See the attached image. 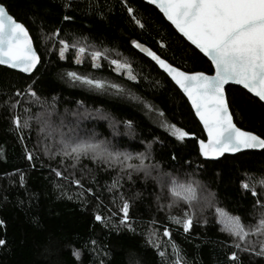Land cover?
<instances>
[{
  "label": "trees",
  "instance_id": "trees-1",
  "mask_svg": "<svg viewBox=\"0 0 264 264\" xmlns=\"http://www.w3.org/2000/svg\"><path fill=\"white\" fill-rule=\"evenodd\" d=\"M0 3L28 29L41 58L30 75L0 65V239L6 241L0 246V264H175L178 257L181 264H264V255H256L258 238H250L257 244L255 251L237 250L235 238L212 210L199 211L185 233L182 223L172 219H179L182 211L167 194L170 182L156 179L166 173L177 181L194 182L244 226L252 227L259 219L262 209L257 199L264 202V184L254 189L257 198L253 189L242 185L264 180V149L224 154L216 160L201 157L198 141L205 135L187 99L132 41L183 71L212 73L203 54L144 0ZM65 15L71 19L63 20ZM58 28L59 37L52 36ZM59 39L69 45L63 60ZM77 40L110 50L97 61L99 67L94 68L87 55L93 48L76 63L72 45ZM113 59L129 64L136 79H129L124 69L116 70L110 63ZM68 71L107 83L102 89L82 86L67 78ZM113 83L124 92L116 93L110 87ZM29 86H34L35 96ZM225 92L235 124L264 138V104L234 85ZM85 108L89 115H72ZM96 109L100 114H95ZM45 112L53 125L78 124L134 157L150 153L145 163L159 167L150 175L131 171L129 178L127 168L109 167L89 157L73 165L50 149L56 134L46 136L41 131ZM25 116L31 117L27 129L21 127ZM124 121H130L131 128ZM164 123L190 135L178 141ZM61 131L67 135L68 128ZM46 147L51 156L44 153ZM28 153L33 160L27 159ZM53 169L62 175L57 177ZM125 201L130 209L127 222L121 224ZM97 214L101 222L95 220ZM165 228L168 237L163 235ZM234 251L238 252L235 262L229 259Z\"/></svg>",
  "mask_w": 264,
  "mask_h": 264
},
{
  "label": "snow or ice",
  "instance_id": "snow-or-ice-1",
  "mask_svg": "<svg viewBox=\"0 0 264 264\" xmlns=\"http://www.w3.org/2000/svg\"><path fill=\"white\" fill-rule=\"evenodd\" d=\"M148 3L156 5L175 30L207 57L215 70L214 75L182 71L179 67L166 62L155 52L132 41L133 47L145 52L152 61H155L191 103L207 135V140L198 141L199 155L206 159H216L225 153H238L243 149H264V138L254 132L241 130L233 122V114L230 112V104L225 93V85L232 81L237 85H242L249 93L258 97L259 101L264 102V0H148ZM64 6L69 7V4ZM128 12L132 15L133 9L129 7ZM70 19L71 17L67 15L63 17L65 21ZM136 23L139 24L140 21L136 20ZM60 31L61 29H56L52 36L59 37ZM59 44V57L63 60L66 51L69 50V45L64 39H59ZM72 47L77 53V64L81 63L87 49H95L90 52L94 68L99 67L97 61L102 55L106 56L110 51L97 49L96 46L88 45L80 40L75 41ZM40 62L41 58L33 48L28 29L9 13L3 3H0V65L19 69L23 73H32ZM110 63L116 66V70L124 69L129 79H136V76L131 74L130 65L126 62L121 63L118 59H113ZM66 76L72 82H78L82 86L94 89H102L107 83L75 71H68ZM33 87L29 86L28 91L35 96L36 93L32 91ZM110 87L116 90V93L124 92V89L117 84H110ZM16 95L21 94L17 92ZM95 114H100V110L96 109ZM72 115L78 118L87 116L89 110L85 108L83 113L75 111ZM30 118L29 116L23 118L21 125L23 129L29 127ZM40 122L41 131L46 136L55 133L60 137L57 143L58 154L65 159H70L73 165L81 158L89 157L109 167L118 165L127 168L130 170L126 173L129 178H131V171H143L145 175H150L153 168L159 167L158 164L145 163V160L150 158V153L141 152L133 157L130 152L118 150L111 140L99 139L95 132L89 134L88 130L80 129L78 124L72 125L69 122V125H65L62 122L61 125H53L47 112L41 115ZM13 123L18 124L19 121L14 118ZM112 123L115 130L117 122ZM124 124L125 127L131 128L130 121H124ZM61 127L68 128L67 135L61 131ZM168 127L171 135L178 141L190 135L175 125ZM148 147L151 148L152 145L149 144ZM44 153L52 155L47 147ZM27 159L33 160V155L28 153ZM133 159L139 160V165L128 163ZM188 167L190 168L191 165L189 164ZM52 171L57 177L62 175L58 170L53 169ZM156 179L161 183L165 180L170 182L169 191L174 202H194L201 209L209 203V200L202 201L196 196V187L191 182L178 183L174 175L168 176L166 173H161ZM73 182L79 184V181ZM258 183L264 184V180L245 183L242 187L246 190L253 189L252 195L257 198L259 194L254 189ZM257 205L262 209L261 217H264V202L257 199ZM129 209V202L125 201L120 209L123 213L121 224L127 222ZM217 213L225 224L226 230L235 238L234 247L237 250L249 252L256 250L257 244L250 239V236L255 234L252 229L246 231L239 217L226 215L220 209H217ZM172 219L177 224L182 223L183 230L187 233L194 218L186 214V218L182 221L175 217ZM95 220L101 222L102 218L97 214ZM261 224H264V220H261ZM0 225H3V221H0ZM163 235L165 237L170 235L167 228ZM5 244L6 241L0 239V246ZM258 247L256 255H264V243H260ZM229 259L237 261L238 252L231 253ZM175 264H181L179 257Z\"/></svg>",
  "mask_w": 264,
  "mask_h": 264
},
{
  "label": "rangeland",
  "instance_id": "rangeland-1",
  "mask_svg": "<svg viewBox=\"0 0 264 264\" xmlns=\"http://www.w3.org/2000/svg\"><path fill=\"white\" fill-rule=\"evenodd\" d=\"M74 50H75V48H74ZM87 55H89V57H91L90 53L87 54ZM164 125L169 129V127H168V126H170L169 124H165L164 123ZM59 139H60V137L57 136V135H55L53 139H50V144H51L50 145L51 146L50 149H53V150L58 151L57 143H58ZM128 163L139 165L140 161L137 160V159H133V160L129 161ZM177 182L178 183H185V184L190 183V182H183V181H177ZM191 183H193V186L196 187V196L199 199H201L202 201L203 200H209V203L207 204V206H205V207H203L201 209L198 205H195L194 202L193 203H188V202H184V201L177 202L181 206V211H182L181 212V215L179 216V219L181 221L183 219H185L186 218V214L187 215H192L193 218H194L198 214L199 211H203V210L208 209V210H212L213 212H215V214L217 216V220L219 221V223L221 224V226L224 229H226L225 224L222 222L220 216L217 213V209H219V208L216 206L215 203H212L213 202L212 197L207 192V190L205 188L201 187V186L196 185L192 181H191ZM166 191H167V194H168L169 198L172 201H174V198L172 197V195H171V193L169 191V187H168V190H166ZM226 215H228V214H226ZM261 220H264V217H261V215H260L257 223L254 226H252V227L245 226V228H246V231H248L249 229H252L255 232V234L251 235L250 238H256V239L258 238L257 241L259 243H264V224H261ZM257 229L259 230L258 232L256 231Z\"/></svg>",
  "mask_w": 264,
  "mask_h": 264
},
{
  "label": "water",
  "instance_id": "water-1",
  "mask_svg": "<svg viewBox=\"0 0 264 264\" xmlns=\"http://www.w3.org/2000/svg\"><path fill=\"white\" fill-rule=\"evenodd\" d=\"M147 4H150V3H148V0H144ZM150 5H152V6H154L159 12H160V10H159V8H157L156 7V5H154V4H150ZM161 14H162V16L164 17V15H163V13L162 12H160ZM165 18V17H164ZM165 20L167 21V19L165 18ZM170 25H171V23L169 22V21H167ZM172 26V25H171ZM173 28H174V26H172ZM175 29V28H174ZM177 32V31H176ZM178 33V32H177ZM179 34V33H178ZM180 36H181V34H179ZM29 37H30V39H31V41H32V38H31V36H30V34H29ZM185 39V38H184ZM186 40V39H185ZM188 42V41H187ZM189 44H190V42H188ZM32 45H33V48L35 49V47H34V44H33V41H32ZM193 46V45H192ZM193 47H195V46H193ZM36 50V49H35ZM198 50V49H197ZM199 51V50H198ZM143 52V51H142ZM146 56H147V54L145 53V52H143ZM38 54V53H37ZM202 54V53H201ZM148 57V56H147ZM149 59H151L150 57H148ZM207 58V57H206ZM163 59V58H162ZM208 60V59H207ZM209 61V60H208ZM152 62H154L155 63V61H152ZM167 62V61H166ZM210 62V61H209ZM169 63V62H168ZM211 63V62H210ZM156 64V63H155ZM1 66H4V67H6V68H9V69H11V70H14V71H17V72H20V73H23V72H21L19 69H12V68H10L9 66H7V65H1ZM156 66L159 68V66L156 64ZM174 66V65H173ZM213 68V67H212ZM160 69V68H159ZM35 70V69H34ZM34 70H33V72H34ZM162 72H164L162 69H160ZM183 71V70H182ZM214 68H213V72L212 73H205V74H207V75H214ZM32 72V73H33ZM165 73V72H164ZM191 73V72H190ZM23 74H25V75H30L31 73H23ZM166 75H167V73H165ZM168 76V75H167ZM168 78L171 80V78L168 76ZM172 81V80H171ZM173 82V81H172ZM173 84L175 85V83L173 82ZM228 85H234V86H237V87H240V88H242V89H244L243 88V86L242 85H237L236 83H234V82H232V81H229L226 85H225V88L228 86ZM178 89H179V87L177 86V85H175ZM246 92H248L246 89H244ZM179 91L183 94V92L179 89ZM226 93V92H225ZM249 93V92H248ZM249 94H251L252 96H254L252 93H249ZM184 95V94H183ZM184 97L187 99V97L184 95ZM255 97V96H254ZM226 98H227V96H226ZM255 98H257L258 99V97H255ZM259 100V99H258ZM187 101H188V99H187ZM260 102H262V101H260ZM188 103H189V105H190V107H191V109H192V106H191V103L188 101ZM263 104H264V102H262ZM192 111H193V113H194V115H195V117H196V119L198 120V122L200 123V121H199V118L196 116V114H195V111L192 109ZM233 122H234V120H233ZM235 123V122H234ZM200 125L202 126V129H203V125L200 123ZM237 126V125H236ZM238 127V126H237ZM241 129V128H240ZM241 130H243V129H241ZM244 131H247V130H244ZM203 132H204V130H203ZM204 135H205V139L204 140H207V135H206V133L204 132ZM198 146H199V144H198ZM248 150H258V149H243V150H241L240 152H243V151H248ZM239 153V152H238ZM225 154H235V153H225ZM206 159V158H205ZM216 159H218V158H216ZM216 159H207V160H216Z\"/></svg>",
  "mask_w": 264,
  "mask_h": 264
}]
</instances>
